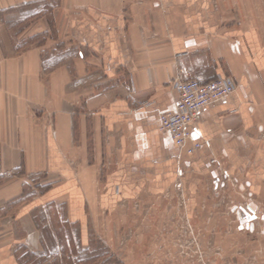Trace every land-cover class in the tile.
<instances>
[{"label":"crops","instance_id":"crops-1","mask_svg":"<svg viewBox=\"0 0 264 264\" xmlns=\"http://www.w3.org/2000/svg\"><path fill=\"white\" fill-rule=\"evenodd\" d=\"M49 3L70 46L53 67L16 48L3 20ZM215 12L213 0H0V264L56 244L63 218L86 247L95 217L144 195L181 188L196 203L220 177L260 193L264 53ZM218 77L235 90L189 126L201 146L187 155L159 129L171 83Z\"/></svg>","mask_w":264,"mask_h":264},{"label":"rangeland","instance_id":"rangeland-1","mask_svg":"<svg viewBox=\"0 0 264 264\" xmlns=\"http://www.w3.org/2000/svg\"><path fill=\"white\" fill-rule=\"evenodd\" d=\"M213 2L222 29L251 34L263 54L264 0ZM51 7L14 8L3 20L16 48H40L53 67L67 60L70 46L57 38ZM183 195L174 188L121 202L92 220L86 247L75 227L60 219L57 243L41 254H24V264H264V187L254 194L242 181L220 177L215 186L200 188L199 202Z\"/></svg>","mask_w":264,"mask_h":264},{"label":"built area","instance_id":"built-area-1","mask_svg":"<svg viewBox=\"0 0 264 264\" xmlns=\"http://www.w3.org/2000/svg\"><path fill=\"white\" fill-rule=\"evenodd\" d=\"M171 84L178 100L174 108L159 114V129L171 136L179 151L191 155L201 143L193 140L189 126L197 121L202 110L229 96L235 90V82L231 77H218L208 83L176 78Z\"/></svg>","mask_w":264,"mask_h":264}]
</instances>
